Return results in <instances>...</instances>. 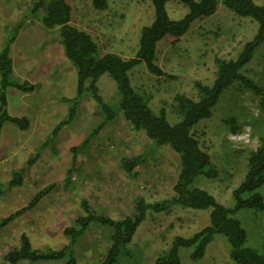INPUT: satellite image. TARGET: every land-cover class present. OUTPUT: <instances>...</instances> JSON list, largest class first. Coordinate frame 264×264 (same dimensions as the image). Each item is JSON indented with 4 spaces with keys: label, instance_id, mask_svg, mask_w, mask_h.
Instances as JSON below:
<instances>
[{
    "label": "rangeland",
    "instance_id": "1",
    "mask_svg": "<svg viewBox=\"0 0 264 264\" xmlns=\"http://www.w3.org/2000/svg\"><path fill=\"white\" fill-rule=\"evenodd\" d=\"M67 1L72 8L71 22L93 35L101 55L113 52L135 57L142 29L156 17L152 0H108L107 9L96 8L92 0ZM254 1L264 4V0ZM35 3L0 0V53L10 48L13 79L36 84L34 91L7 88L9 113L28 117L30 127L20 129L8 122L1 134L0 219L14 218L0 225V264H10L4 255L20 246L23 234L33 248L58 250L71 245V252L61 259H25L19 264H68L72 257L76 264H100L110 240L107 227L92 220L74 243L65 233L79 215L90 214L81 207L85 199L97 215L114 218L132 215L142 204L144 218L128 244L129 252L121 254L118 264H155L177 237L190 238L209 226L212 209L173 200L182 167L179 153L168 144H156L144 130L131 127L119 108L118 86L110 75L103 74L96 84L103 100L117 110L114 120L106 121L88 88L89 81L78 93L77 68L65 54L60 27H45L44 12L35 9ZM166 11L177 20L189 8L179 0H170ZM21 21L22 29L18 26ZM257 30L255 19L235 14L220 0L215 14L195 20L182 37L167 35L158 42L157 62L173 77L156 76L142 62L129 71L131 85L156 112L164 109L168 120L176 123L180 118L173 109L174 97H195L196 80L212 84L216 57L236 58ZM243 73L264 90V43ZM262 94L234 84L221 95L213 115L194 129L219 174L213 178L199 175L191 186L207 190L226 207H234L233 191L248 171L249 152L264 135ZM71 102L77 103V114L69 120ZM233 126H240V131H233ZM86 138L90 139L87 143ZM140 154L147 160L127 171L123 158ZM74 155L77 161L69 174ZM32 156L36 159L28 163ZM21 168L26 169L22 183L12 184ZM48 187L50 190L30 206V201ZM257 191L264 196V185ZM235 216L247 231L246 244L264 252V210L244 208ZM194 249V245L180 248L183 264H235L223 235L215 236L200 259L192 258Z\"/></svg>",
    "mask_w": 264,
    "mask_h": 264
},
{
    "label": "trees",
    "instance_id": "2",
    "mask_svg": "<svg viewBox=\"0 0 264 264\" xmlns=\"http://www.w3.org/2000/svg\"><path fill=\"white\" fill-rule=\"evenodd\" d=\"M92 1L96 8L107 9L108 7V0ZM169 1L152 0L155 7V20L151 25L142 29L137 54L130 58L113 52L99 54V46L93 35L71 22L72 8L67 0H36L35 9H41L44 12L42 21L45 27H60V40L64 45L65 54L77 68L78 93H82L85 83L89 81L88 88L93 91L97 98L98 108L103 114H106H104L106 121L114 120L117 116V110L103 100L96 84L103 74L110 75L118 86L119 108L131 127L136 130H144L156 144H168L179 153L182 167L178 181L174 185L176 195L173 200L193 208L211 207L212 209L209 226L190 238L177 237L169 251L159 257L155 264H183L180 254L182 246L194 245L192 258L200 259L216 235L225 236L229 243L231 258L235 264H264V252L246 244L247 231L235 216L237 211L244 208L264 210V196L257 191L264 185V135L260 136L259 145L249 152L248 171L244 180L233 191L234 207H226L207 190L191 186L199 175L203 174L213 178L219 174L211 154L203 147L196 135L194 130L196 125L201 120L213 115L221 95L236 83L254 91L259 96L264 94V90H259L255 81L243 73V68L252 60L257 49L264 43V4H257L254 0H222L224 6L235 14L255 19L258 22L257 33L252 40L244 44L236 58L216 57V78L212 84L196 80L194 83L195 97L188 94H177L174 97L173 109L180 120L171 123L164 109L156 112L149 105L148 100L134 89L131 85L129 71L144 62L150 73L156 76L173 77V75L166 73L157 62L158 42L167 35L175 38L182 37L189 31L195 20H201L215 14L220 0H179L188 6L189 11L183 18L177 20L168 16L166 4ZM27 18L25 16L22 19L24 24ZM22 21L18 25L20 29L24 27ZM13 75L14 62L10 48L6 47L0 53V141L3 128L8 122L15 124L20 129L30 127L28 117L9 113L7 88L14 86L23 91H34L36 85L28 79L15 80ZM76 104L75 102L70 104L69 120L77 114ZM260 105L264 111V95L261 96ZM65 122H68V119ZM98 128L93 133H96ZM240 129V126L232 127L233 131H240ZM57 130L58 127L54 129L53 134ZM89 140L86 138L85 143ZM73 148L75 151L78 149L76 146ZM35 159L36 157L32 156L28 163ZM146 160L147 156L140 154L132 158L125 157L122 163L127 171H132ZM76 161L77 155H74L68 171L69 174L74 170ZM25 170V168H21L16 171L11 183H22ZM49 190L50 187L42 190L30 201V206L34 205ZM81 207L84 211H89L90 214L79 215L75 225L66 228L65 233L71 238V243L76 242L86 232L87 224L90 221H99L110 230L109 245L101 257L100 264H118L121 254L129 252L128 244L144 218L143 205L141 204L132 215L121 218L97 215L96 211L91 210L88 199L82 200ZM13 218L14 215L1 219L0 225L7 224ZM70 252L71 245H65L58 250L33 248L29 237L23 234L20 246L5 253L4 258L10 264H19L25 259L32 261L61 259ZM68 264H76V259L72 257Z\"/></svg>",
    "mask_w": 264,
    "mask_h": 264
},
{
    "label": "crops",
    "instance_id": "3",
    "mask_svg": "<svg viewBox=\"0 0 264 264\" xmlns=\"http://www.w3.org/2000/svg\"><path fill=\"white\" fill-rule=\"evenodd\" d=\"M35 84V83H34ZM36 85V84H35ZM29 129V128H28ZM1 220V219H0Z\"/></svg>",
    "mask_w": 264,
    "mask_h": 264
}]
</instances>
